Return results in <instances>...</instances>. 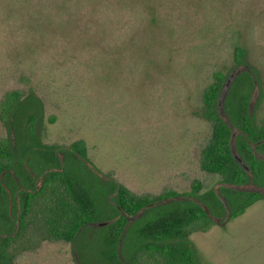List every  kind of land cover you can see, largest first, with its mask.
<instances>
[{
	"label": "rangeland",
	"instance_id": "374dc122",
	"mask_svg": "<svg viewBox=\"0 0 264 264\" xmlns=\"http://www.w3.org/2000/svg\"><path fill=\"white\" fill-rule=\"evenodd\" d=\"M237 44L246 50L241 68L255 81L251 116L264 128V0H0V100L23 93L10 126L0 120V137H11L20 158L16 117L34 103L39 141L83 139L102 180L89 168L85 179L102 212L74 240L44 241L0 264H106L100 244L114 220L109 182L157 194L189 191L196 181L226 202L209 229L190 235L198 264H264V197L230 219L220 176L199 163L211 132L203 92L215 71L237 68ZM226 95L222 114L237 143L243 131L223 107ZM258 144L251 143L264 160ZM248 174L240 188L264 192V181ZM21 185L5 184L4 209L15 221ZM15 221L5 225L0 216V235ZM118 255L125 261L122 243Z\"/></svg>",
	"mask_w": 264,
	"mask_h": 264
},
{
	"label": "trees",
	"instance_id": "16d2710c",
	"mask_svg": "<svg viewBox=\"0 0 264 264\" xmlns=\"http://www.w3.org/2000/svg\"><path fill=\"white\" fill-rule=\"evenodd\" d=\"M233 59L237 68L247 61L242 45L234 46ZM228 75L215 71L214 80L203 92L204 115L211 122V132L201 148L199 163L202 170L220 176V189L228 198L232 219L264 197L262 191L240 188L249 178L248 170L256 179L264 181V160L255 155L251 145H264V128L255 124L249 111L255 81L251 71L242 68L233 79L223 106L230 111L233 123L245 133L240 134L237 143L232 141L230 125L217 107L218 95ZM22 96L20 90H10L2 96L0 120L5 126H10ZM34 105L30 104L16 117L20 158L16 157L11 137H0L3 224L11 221L4 209L9 201L5 184L11 181L16 186L18 180L25 187L20 193L17 225L10 233L0 235L3 262H12L19 254L38 249L44 241L74 240L102 212L85 179L87 174L92 175L90 168L95 179L101 182L98 176L101 172L96 167L94 171L88 161L84 140H75L68 146L42 144L35 132L37 109ZM59 151L65 154V168ZM234 153L247 168L236 160ZM34 171L42 173V178ZM109 184L114 193L110 204L114 220L106 228L100 244L106 264H198L197 249L190 235L209 229L216 215L225 210L226 202L215 188L201 191L202 184L196 181L189 191L166 189L157 194H138L124 184ZM120 243L125 247V261L118 255Z\"/></svg>",
	"mask_w": 264,
	"mask_h": 264
},
{
	"label": "water",
	"instance_id": "95a60500",
	"mask_svg": "<svg viewBox=\"0 0 264 264\" xmlns=\"http://www.w3.org/2000/svg\"><path fill=\"white\" fill-rule=\"evenodd\" d=\"M242 68H234L232 70V72L227 76L221 91L218 95V100H217V107L219 109L220 114H222V102L224 100V97L226 95V92L228 91L233 79L235 78V76L241 71ZM252 99H253V95H251V98L249 100V111L251 112V104H252ZM235 154V153H234ZM235 158L238 162H240L242 164V160L237 156V154H235Z\"/></svg>",
	"mask_w": 264,
	"mask_h": 264
},
{
	"label": "flooded vegetation",
	"instance_id": "af4514ba",
	"mask_svg": "<svg viewBox=\"0 0 264 264\" xmlns=\"http://www.w3.org/2000/svg\"><path fill=\"white\" fill-rule=\"evenodd\" d=\"M252 95H253V94H252ZM250 113H251V112H250ZM243 133H244V132H243ZM244 135H245V133H244ZM246 141H247V142H254V141H251V140H249V139H246ZM242 165L245 166L244 163H243V161H242ZM245 168H247V166H245ZM16 182H17V184H19L18 180H17ZM21 186H22V185H21ZM23 189H25L24 186H22V189H21V190H23ZM21 190H20V192H19V196H21V194H20V193H21ZM20 199H21V198H20ZM20 204H21V203H20ZM19 210H20V208H19ZM18 215H19V214H18ZM17 218H18V216H17ZM17 218H16V221H15V219L13 218V214L11 215V219H12L13 221H15L14 226L17 225V222H18V221H17Z\"/></svg>",
	"mask_w": 264,
	"mask_h": 264
}]
</instances>
